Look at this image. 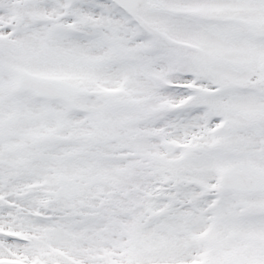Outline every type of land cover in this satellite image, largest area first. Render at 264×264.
Returning <instances> with one entry per match:
<instances>
[{
  "label": "snow or ice",
  "instance_id": "snow-or-ice-1",
  "mask_svg": "<svg viewBox=\"0 0 264 264\" xmlns=\"http://www.w3.org/2000/svg\"><path fill=\"white\" fill-rule=\"evenodd\" d=\"M0 264H264V0H0Z\"/></svg>",
  "mask_w": 264,
  "mask_h": 264
}]
</instances>
